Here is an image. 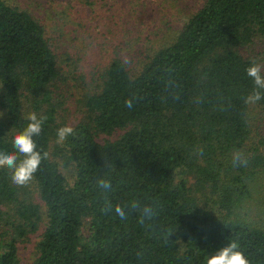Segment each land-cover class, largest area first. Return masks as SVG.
I'll return each instance as SVG.
<instances>
[{"label": "trees", "instance_id": "trees-1", "mask_svg": "<svg viewBox=\"0 0 264 264\" xmlns=\"http://www.w3.org/2000/svg\"><path fill=\"white\" fill-rule=\"evenodd\" d=\"M256 36L264 38V0H206L140 71L114 58L86 96L84 119L69 124L59 121V57L45 26L0 0V151H14L29 113L47 117L35 139L48 157L32 179L45 224L30 264H207L230 241L250 264H264V228L236 211L264 170V133L253 137L247 164H233L252 137L245 99L255 88L246 73L254 59L238 46ZM255 104L264 130V96ZM62 126L73 134L57 143ZM187 175L211 192V209ZM11 176L0 168V264H21L20 244L44 219Z\"/></svg>", "mask_w": 264, "mask_h": 264}, {"label": "rangeland", "instance_id": "rangeland-1", "mask_svg": "<svg viewBox=\"0 0 264 264\" xmlns=\"http://www.w3.org/2000/svg\"><path fill=\"white\" fill-rule=\"evenodd\" d=\"M6 1L29 11L45 26L59 57L60 76L53 87L60 105L59 121L74 124L84 119L86 96L98 89L105 69L114 58L121 57L132 73L140 71L147 56L173 41L206 0ZM238 50L244 57L264 64V38L261 36H256L247 45H239ZM251 111L252 137L247 152H242L246 156L252 152L253 137L264 133L260 110L255 103H251ZM2 114L0 106V117ZM63 171L72 177L70 168L63 167ZM187 178L201 205L212 207V201L207 197L211 192L198 191L194 177L187 175ZM18 187L21 196L40 203L44 213L45 205L32 180ZM250 192L236 210L237 215L247 223L264 228V170L255 176ZM44 224L45 213L40 232L19 246L21 264H30L35 259Z\"/></svg>", "mask_w": 264, "mask_h": 264}, {"label": "clouds", "instance_id": "clouds-1", "mask_svg": "<svg viewBox=\"0 0 264 264\" xmlns=\"http://www.w3.org/2000/svg\"><path fill=\"white\" fill-rule=\"evenodd\" d=\"M247 76L250 77L255 85L254 91L245 99V103H256L264 96V64L253 60L246 69ZM2 87V86H0ZM127 107H132V101L126 100ZM47 119L46 116H37L35 112L29 113L27 126L17 132L12 141L14 151H0V168H8L12 172V182L19 186L27 185L38 170L42 160L47 159L48 153L37 149L38 137L42 132V125ZM73 134L71 126H62L57 130V143H63L65 139ZM233 164L235 166L246 165L247 160L240 151L233 153ZM99 186L108 190L111 185L108 180H99ZM110 211L111 205L103 209ZM121 214L123 209L117 208ZM146 213L150 209H145ZM207 264H250L243 251L239 250L238 243H230L207 258Z\"/></svg>", "mask_w": 264, "mask_h": 264}]
</instances>
